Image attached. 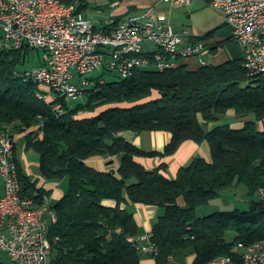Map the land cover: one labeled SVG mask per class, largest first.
Instances as JSON below:
<instances>
[{"label":"trees","instance_id":"16d2710c","mask_svg":"<svg viewBox=\"0 0 264 264\" xmlns=\"http://www.w3.org/2000/svg\"><path fill=\"white\" fill-rule=\"evenodd\" d=\"M223 44L212 47V52ZM26 53L25 48L0 52V121L15 120L28 127L26 147L39 154L41 175L68 181L65 195L53 205L58 221L50 226V264H141V252L129 241L139 234V227L134 214L122 207L129 202L164 208L153 229L160 249L158 264H169L171 256L189 249L196 255L192 264H208L223 255H231L233 264H242L233 247L264 241L262 198L252 199L245 210L203 216L197 211L240 184L251 196L264 189V129L260 127L264 76H249L244 58L197 70L186 65L165 71L137 69L127 78L97 82L76 105L60 101L64 110L60 111L55 102L38 97L36 83L16 75L26 65ZM230 110L239 117L254 114L255 119L240 128L220 123ZM41 121L42 131H38L35 125ZM211 123L216 125L209 128ZM153 130L173 135L163 153L147 152L120 135ZM187 140L208 141L212 160L194 158L175 179L165 175L166 165L148 169L137 160L138 156L172 155ZM103 155H121L117 172L100 171L87 163ZM20 173L23 194L37 192L40 202L49 200V191L21 167ZM179 197H184V206L179 205ZM106 199L117 204L107 206ZM118 227L122 232L109 236ZM230 230L236 233L233 241L226 239Z\"/></svg>","mask_w":264,"mask_h":264},{"label":"built area","instance_id":"2783aa9c","mask_svg":"<svg viewBox=\"0 0 264 264\" xmlns=\"http://www.w3.org/2000/svg\"><path fill=\"white\" fill-rule=\"evenodd\" d=\"M82 0H0V52L27 48L42 49L43 63L17 70V76L39 86L38 97L60 107V101L81 100L97 82L108 75L127 78L137 69L159 71L176 68L182 61L210 52L204 41L191 42L189 31L179 33L156 20L153 14L131 18L111 31L96 28L81 12ZM181 4L189 0H173ZM223 12L232 38L245 49L244 66L251 77L264 76V0H213ZM154 44L148 50L146 43ZM96 70L101 74L94 76ZM60 111H64L62 108ZM43 126L41 121L36 130ZM30 129L18 121H0V176L9 195L0 191V250L11 264H50L53 240L47 239L51 222L58 216L52 203L38 215L19 212L17 191L23 183L16 165L20 137ZM264 199V191H258ZM41 196L26 194L28 201ZM122 232L118 227L112 232ZM137 249L156 258L153 232L129 237ZM260 241L237 244L233 252L244 254L242 264H264L258 254ZM208 264H233L231 255L215 258Z\"/></svg>","mask_w":264,"mask_h":264},{"label":"crops","instance_id":"0c3cea01","mask_svg":"<svg viewBox=\"0 0 264 264\" xmlns=\"http://www.w3.org/2000/svg\"><path fill=\"white\" fill-rule=\"evenodd\" d=\"M207 1L213 2V0ZM189 3H191L190 0L181 4H176L173 0H82L80 10L87 19L94 23L96 28H103L106 31H111L123 21L131 18L143 17L149 13L153 14L159 23L172 26L174 30L179 33L189 31L191 35L188 37V41L195 43L204 41L207 43V48H209V50L212 49V47L217 46L219 43L224 42L223 45L219 46L215 53L210 50V52L204 53L200 58L192 57L182 61V65H186L190 70H197L208 64L221 65L232 59L244 58V52L240 53L238 50L239 47L235 43L239 42L232 38V30L226 24L225 20L216 26L223 27L227 25V27L221 30L217 35L213 34L208 38L203 37L211 31H217L220 27L210 29V31L204 34H198L192 32L189 28L174 24L173 19L175 17V12L181 10L183 6L189 5ZM221 13L223 14V12ZM228 39L231 40L227 41ZM226 43L227 46H225ZM145 45L148 50L155 49L154 44L151 42H147ZM230 111L229 113H231ZM223 120H227V115L221 116L220 122ZM245 122L246 121H243L242 117L236 115V121L232 126L240 128L243 127ZM215 125L216 123H211L208 127L212 128ZM260 127L264 129V121L260 122ZM120 135L147 152L156 151L161 153L164 152L166 146L173 138L172 133L166 130L143 132L124 131ZM22 139L25 140V143L22 142L23 145H21L20 142ZM20 145L22 146L21 148L19 147ZM31 150L33 151V149H28L26 147V138L21 136L16 150V157L19 166L22 168V171L26 176L30 177L33 181H38V179L32 178V172L27 170L29 165L31 166L33 164V154L32 152L30 153ZM37 155L39 156L38 153ZM197 157H203L208 161L212 160L211 146L208 141L198 143L194 140H187L183 142L179 149L172 155L138 156L137 160L148 169H154L164 164L166 165L165 175L170 179H175L179 170L190 164L191 161ZM121 158V155L94 156L87 159V163L100 171L117 172L121 166ZM38 164L40 168V156ZM66 181V179L48 180L42 177V181H38V186L50 192L48 195L50 197L49 201L54 205L65 195L67 190L62 188V186L68 184V181ZM3 188L4 183L3 187H0L1 192L4 191ZM178 203L179 205L184 206L186 204L184 197H179ZM104 204L113 207L117 203L113 199H106L104 200ZM122 207H127V209L134 214L139 227V234L153 232L154 226L159 217L164 213V208L144 203H123ZM193 256L190 264L195 260L196 255L194 254ZM176 257L177 254L171 256L169 263L174 261ZM141 264L158 263L154 257L141 252Z\"/></svg>","mask_w":264,"mask_h":264},{"label":"rangeland","instance_id":"374dc122","mask_svg":"<svg viewBox=\"0 0 264 264\" xmlns=\"http://www.w3.org/2000/svg\"><path fill=\"white\" fill-rule=\"evenodd\" d=\"M190 2L192 4L189 3V5L183 6L181 10L175 12V17L173 19L174 24L184 28H189L194 33L204 34L210 31V29H213L215 27H220L216 25L222 23V21L225 20L224 14H222L218 10V8L214 5L213 2H208L207 0H190ZM226 27L227 25L218 28V30L215 31L214 34L217 35L221 30L225 29ZM227 43L225 44V46H227ZM235 44H237V46L239 47L238 50L240 51V53L244 52V56H245L244 47L239 43H235ZM26 54H27L26 55L27 62L24 67H34V66L42 65L43 63L42 49L27 48ZM101 72L102 70H96L93 73V75L98 76L101 74ZM106 77L112 78L113 76L108 75ZM94 85L95 83L93 84V86ZM82 100L83 99L70 101V104L76 105L80 103ZM103 108H100L98 111L103 110ZM230 112L231 113L227 114V120L225 121L223 120L222 123H227L232 125L236 121L235 111L231 110ZM85 115H89V114L85 113ZM242 118L243 121L252 120L255 119V115L249 114ZM20 142L21 145H23V143H25V140L22 139ZM21 145L19 146L20 148L22 147ZM31 152L33 154L32 156L33 164L31 163L32 165L31 166L29 165V168H27V170H30L32 172L31 173L32 178L38 179V181L41 182L43 176L41 175V171L38 164L39 156L34 150L33 151L31 150L30 153ZM0 187H3V179L1 178V176H0ZM62 188L67 190L68 184L63 185ZM260 198L261 197L258 192L253 196L249 195L245 185L240 184L233 188H229L222 191L216 198L212 199L209 203L199 206L197 211L200 216H203L217 211L233 210L236 208L245 210L249 208L252 199H260ZM235 235L236 233L230 230L226 233V239L228 241H233ZM193 255L194 253L191 249L180 252L177 254L176 259L170 262L169 264H190L194 257ZM50 262H51V256L49 258V263ZM0 264H11V259L9 255L1 250H0Z\"/></svg>","mask_w":264,"mask_h":264},{"label":"bare ground","instance_id":"6f19581e","mask_svg":"<svg viewBox=\"0 0 264 264\" xmlns=\"http://www.w3.org/2000/svg\"><path fill=\"white\" fill-rule=\"evenodd\" d=\"M50 103V101H45ZM16 165L19 168V175L20 173V166L16 157ZM21 177V175H20ZM4 191L1 192L2 195H9V187L8 185H4ZM264 191V189H262ZM34 196H38L37 192H35ZM51 205L49 200H46L45 202H40V199L28 201L26 198V194H23V191H17V198H16V207L19 209V212L28 214V215H38L46 210H48L49 206ZM55 222H51V225ZM50 225V226H51ZM50 226H49V232H47V239H50ZM156 250L159 253L160 249L156 245ZM258 254H264V241H260L258 245ZM242 257V261H244V254H240Z\"/></svg>","mask_w":264,"mask_h":264}]
</instances>
